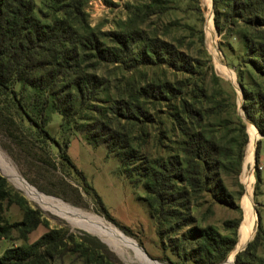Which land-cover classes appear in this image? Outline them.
Returning <instances> with one entry per match:
<instances>
[{
    "label": "trees",
    "instance_id": "1",
    "mask_svg": "<svg viewBox=\"0 0 264 264\" xmlns=\"http://www.w3.org/2000/svg\"><path fill=\"white\" fill-rule=\"evenodd\" d=\"M90 1L43 0L38 7L34 0H0V132L10 142L7 151L15 160L21 153L31 166L55 168L51 158L55 149L62 165L72 168L82 184L94 191L69 155L72 136L77 135L75 130L83 120L84 139L96 148L106 145L120 162L119 172L133 186L143 188L142 201L151 219L165 228V247L178 261L166 260L171 264L224 262L238 244L241 218L224 221L226 233H222L212 225L196 224L192 205L208 194L213 204L239 209L222 175L240 173L249 136L235 103L234 129L229 130L226 123L220 125L222 120L217 119L227 106L222 95L232 96L222 89L216 97L208 94L201 85L203 79L197 78L204 65L182 49L183 38L171 43L161 39L156 28L144 27L168 9L166 0L130 6L120 29L104 33L89 24L85 9ZM213 7L215 29L227 40L222 48L235 60L231 65L242 87L244 117L264 137V89L253 81L246 83L245 78L252 76L245 70L249 67L264 79V0H213ZM187 27L199 35L203 45V31ZM115 64L134 71L165 65L186 77L130 79L112 98L110 82L99 71ZM213 80L222 83L215 75ZM162 105L168 113L156 112ZM54 115L62 118L60 127L67 131L61 139L51 133ZM211 117L216 119L215 125L207 123ZM168 139L172 147L166 144ZM261 150L259 140L255 195L262 184ZM93 195L105 218L114 222L95 191ZM14 204L22 210V218L9 223L4 212L6 205ZM41 213L0 174V239L17 233L24 243L6 249L0 264H57L66 256L80 264H119L96 237L75 234L68 227L49 229L28 243L40 225L48 228ZM263 239L260 225L254 241L236 255V264H255Z\"/></svg>",
    "mask_w": 264,
    "mask_h": 264
},
{
    "label": "rangeland",
    "instance_id": "2",
    "mask_svg": "<svg viewBox=\"0 0 264 264\" xmlns=\"http://www.w3.org/2000/svg\"><path fill=\"white\" fill-rule=\"evenodd\" d=\"M34 1L38 7H42L43 0ZM166 1L168 9L153 16L151 21L145 22L144 27L147 30H150L149 27L156 28L154 30L158 31V36L171 43H175L178 39L183 38L184 46L182 49L191 55L192 58L200 59L204 65L203 74L198 75L197 78L203 79L201 85L206 88L208 94L216 97L218 96L217 91L222 89L224 92L229 93L232 96V98H228V95H222V100L227 106L217 117V119L222 120L220 125H224L226 123L229 124V130L234 129V125L236 123L235 117L237 114L243 120V123L247 128L246 132L249 136V142L251 135L250 130L256 132L257 139L255 142V150L257 148V142L259 140L262 141L259 163V168L262 173V184L257 192V195H255L256 161L254 158V162L250 163L252 165H245V156L247 153L246 148L240 173L238 175H234L232 172H224L222 175L225 184L232 192L235 204L239 207V209H231L230 207L222 204H213L208 194L198 199V201L194 202L192 205V215L197 219L196 224L212 225L222 233H226L223 229L224 221L241 218L238 227L239 244L240 227L246 216L243 207L244 199L247 193L246 179L250 177L252 194L251 203L256 214V220L253 226L254 234L248 238L245 245H243V247L239 250L241 251L243 248H246L252 240L254 241L260 225L264 229V137L259 138L257 128L250 122L248 124L247 119L244 117V113L241 108L243 105L242 87L240 86L236 70L231 65L235 63V60L225 49L222 48L225 46V43H227V40H224L223 35L218 34L215 29L213 22L215 14L212 4L213 0ZM146 2L149 3L150 0H91L85 10L88 15L89 24L104 33L119 30L121 25H123L129 17V7L144 5ZM209 17H211L212 29H209ZM152 24H155V26L152 27ZM188 25L192 27L195 32L203 31V45L199 42V35L192 32L187 27ZM231 41L235 45L237 51H239V46L235 40ZM211 65L212 69L209 67ZM221 65L235 75L234 81L229 79L222 72ZM245 68L246 72L249 70L252 74V76L249 74L248 77H245L246 83L253 81L257 86L264 89V79L255 75L249 67ZM99 74L109 80V92L111 93L112 98H116L117 88H122L124 83L130 79L144 81L145 78L151 79L152 77L157 76L160 78L166 77L170 80H176L181 78L184 79L186 77L180 72L168 69L165 65L156 67L143 66L134 71L129 69L128 66L115 64L103 66L100 69ZM213 75L217 76L218 79H222V83H220V85L214 83ZM233 103L236 105V114L234 113L232 107ZM206 104L212 103L207 102ZM160 109L163 112L168 113L166 105L158 107L156 112ZM82 121H80L79 126L77 127L78 130H75L77 135L75 137L72 136L71 145L69 146V155L73 164L84 175L90 187H92V189H94L96 194L99 196L103 206L106 208L114 222L105 218V215L101 212L100 205H98V202L94 198V191L87 189L82 184L74 171H72V168L62 165L61 159H59L58 153L55 149L51 152V158L56 162L55 168L49 167L46 164L31 166L27 163L26 158L21 153L20 155H17L18 160H15L11 153L7 151V146H10V142L4 138L1 132L0 151H2V153H4L8 160L14 165L16 170L25 179L26 183L36 189V191L47 195L48 197L55 198L63 203L70 204V206L75 209L91 212L104 219L106 222L115 226V228L123 234L134 239L138 246L145 250L149 258H151V260H156L155 262L159 264H171L166 260V257H170L172 261H178L177 258L170 253V250L165 247L167 241V236L164 235L165 228H161L155 220L151 219L152 217L150 216L149 208L142 201V198L145 195L143 188L140 185L138 187L133 186L126 176L119 172L121 171L120 162L116 156L108 153L106 145L96 148L84 139L82 132L84 129V121ZM61 122L62 118L59 115H54L52 122H50L52 135L59 139H61L60 136L67 132L61 129ZM216 122V119L212 117L207 120V123H210L211 125H215ZM80 125H82V130ZM71 128L73 129L74 126L71 125ZM166 144L170 147L173 146V142L170 139L166 141ZM152 146L153 145L150 144L149 149L154 152L155 150L153 151L154 148H152ZM11 148L15 150L14 147L11 146ZM0 174H2L1 170ZM28 179H33L35 184L30 183ZM7 181L15 191L25 198L30 207L40 210L42 212V217L47 221L48 228L45 225H40L36 231L29 236L28 243L36 241L40 236L47 233L49 229L60 227H68L71 232L78 235H83L84 233L92 235V233L83 231V229L86 228L77 224L69 216L57 214L54 211L47 214L40 207L31 203L25 194L11 184L9 180ZM22 213V210L17 205H6L4 216L9 223H14L21 220ZM259 215L261 216V220ZM120 226L127 228L128 231L122 230ZM17 235V233H14V235H12L9 239H0V257L4 254L6 249L12 246H20L24 244L22 240H18ZM92 237H96L99 240L97 236L92 235ZM103 244L111 251L119 264H140L137 257L133 254L119 255L106 243ZM236 246L234 250L236 249ZM230 257L231 255L224 262L219 264H227L226 262H228ZM234 259H236V257H234ZM57 264L80 263L78 260L76 261V258L66 256L62 262L58 261ZM255 264H264V239L261 240L260 245H258L257 260L255 261Z\"/></svg>",
    "mask_w": 264,
    "mask_h": 264
},
{
    "label": "bare ground",
    "instance_id": "3",
    "mask_svg": "<svg viewBox=\"0 0 264 264\" xmlns=\"http://www.w3.org/2000/svg\"><path fill=\"white\" fill-rule=\"evenodd\" d=\"M208 20H210L209 29H212L211 17H209ZM221 70L229 79L233 81L235 80V75L227 68L222 66ZM250 132V142L247 146L245 165L254 162L253 159L257 134L253 130H250ZM0 170L3 176H5L7 180H9V182L16 188L21 190L25 194L27 199L31 201V203L40 207L47 214L54 211L57 214L69 216L77 224L88 229L83 230H86L89 233H92V235L101 238L104 243H106L111 249L114 250V252L119 255L133 254L135 257H137L140 264H159L147 257L140 249L136 241H134V239L126 236L117 228H115V226H113L109 222H106L104 219L91 212H85L75 209L71 207L70 204L63 203L55 198L48 197L47 195L36 191V189L26 183L25 179L20 175V173L16 170L14 165L8 160L4 153H2V151H0ZM250 182L251 179L249 177L248 179H246L247 193L243 204L246 216L244 222H242L240 227V242L239 244H237L236 249L232 252L228 262H226L227 264H235V253L239 251L243 247V245H245V242L248 240V238H250L254 234L253 226L256 220V214L251 203L252 194Z\"/></svg>",
    "mask_w": 264,
    "mask_h": 264
},
{
    "label": "water",
    "instance_id": "4",
    "mask_svg": "<svg viewBox=\"0 0 264 264\" xmlns=\"http://www.w3.org/2000/svg\"><path fill=\"white\" fill-rule=\"evenodd\" d=\"M212 4H213V1H212ZM247 122H248V124H249V121L247 120ZM257 133H258V131H257ZM258 135H259V138H262V136L258 133ZM259 140V139H258ZM255 153H256V150H255ZM255 153H254V158H255ZM2 176H3V174H1ZM3 178H5V179H7L5 176H3ZM81 230V229H80ZM83 231H86V230H83ZM86 232H88V231H86ZM93 236H95V235H93ZM99 238V237H98ZM99 240L101 241V242H103L102 240H101V238H99ZM104 243V242H103ZM140 249L144 252V254L147 256V257H149L147 254H146V252H145V250L143 249V248H141L140 247ZM245 248H243L241 251H243ZM241 251H237L236 252V255L239 253V252H241ZM236 257V256H235ZM151 259V258H150ZM153 261H156V260H153ZM234 263L236 264V262H235V259H234Z\"/></svg>",
    "mask_w": 264,
    "mask_h": 264
}]
</instances>
